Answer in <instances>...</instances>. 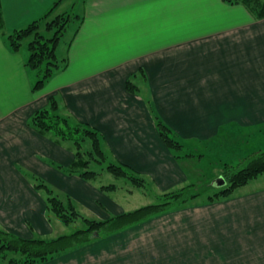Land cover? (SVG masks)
Segmentation results:
<instances>
[{
	"label": "crops",
	"instance_id": "0c3cea01",
	"mask_svg": "<svg viewBox=\"0 0 264 264\" xmlns=\"http://www.w3.org/2000/svg\"><path fill=\"white\" fill-rule=\"evenodd\" d=\"M56 1L1 0L0 227L24 238L53 237L46 194L33 176L91 217L130 211L113 195L118 187L103 190L101 183L66 173L75 158L70 145L30 125L51 97L62 113L98 128L118 161L165 191L186 183L192 164L177 159L160 135L150 96L159 115L191 145L212 141L222 130L264 125V18H254L244 5L79 1L81 26L68 64L34 91L28 53L12 51L5 33L38 19ZM76 1L62 0L54 14L71 10ZM104 48L127 52L92 69ZM140 72L146 73L145 87L130 92L127 80ZM39 264H264V184L243 196L182 206Z\"/></svg>",
	"mask_w": 264,
	"mask_h": 264
},
{
	"label": "trees",
	"instance_id": "16d2710c",
	"mask_svg": "<svg viewBox=\"0 0 264 264\" xmlns=\"http://www.w3.org/2000/svg\"><path fill=\"white\" fill-rule=\"evenodd\" d=\"M61 1L57 0L44 15L28 25L5 33L8 47L15 52L21 51L24 42L28 40L29 54L25 65L30 71H36L34 91L43 88L59 69L67 66V58L63 59V62L59 58L58 46L70 24L76 18L80 20L82 18L79 13H75V7L82 0H77L71 10L54 14L55 8ZM225 1L244 5L256 19L264 18V0ZM0 26L4 29L1 0ZM127 89L135 93L139 87L132 79H129ZM148 105L156 119L160 135L175 157L180 160L183 157L195 156L193 152L184 153V150L188 148L186 143L159 115L152 100L148 99ZM30 125L57 143L70 145L75 158L69 167L63 168L66 173L96 182L98 176L105 171L116 177L127 178L135 186L145 185L146 177L112 156L105 137L98 128L88 122L78 120L73 115L62 113L60 102L56 97L50 98L48 107L39 109L32 115ZM240 160L237 164L228 163L224 166L219 176L224 177L226 183L208 194L206 201L213 202L231 197L237 188L246 186L251 180L264 174V149L253 151ZM94 162L102 165L101 171L91 167ZM33 179L36 188L43 190L46 194L47 212L50 219L56 216L65 224H71L82 218L85 226L71 234L49 238L37 236L24 238L0 227V264H39L53 259L94 240L120 232L182 206L193 204L196 199L204 196L210 187L217 186L214 179L201 185L187 184L176 190L159 194L155 203L112 215L108 219H98L85 216L73 198L61 193L43 179L36 176H33ZM100 188L112 190L117 186L114 183H103Z\"/></svg>",
	"mask_w": 264,
	"mask_h": 264
},
{
	"label": "rangeland",
	"instance_id": "374dc122",
	"mask_svg": "<svg viewBox=\"0 0 264 264\" xmlns=\"http://www.w3.org/2000/svg\"><path fill=\"white\" fill-rule=\"evenodd\" d=\"M82 8H83V4H80L77 7V9H75V13L81 14ZM80 26H81V20L79 18H76L70 24V27L63 36L58 51L59 58L62 62L63 59L67 58L68 51L70 49V44L73 38L75 37L77 30L79 29ZM27 44H28V40L24 42L21 51H26V53L29 54ZM111 49L112 50L110 49L106 50V48H104L98 50V52L102 54V59L99 60V58L97 57V60L99 61L94 65H92L91 68L94 69L105 66V63H109V62L111 63L113 60L117 58L122 59L126 55L125 52H127L121 50L119 51L118 49H115L114 51L113 50L114 48ZM112 55H113V59H112ZM33 73H36V71H34ZM74 73L78 75L77 71H75ZM80 74L81 73L79 72V75ZM129 79H132L140 89L141 85H143L142 83H144L147 80V76L145 72H140L137 73L136 77ZM143 87H145V85H143ZM150 98L151 99L154 98V95L150 96ZM148 108L150 109V107ZM66 114L74 116L73 113H66ZM77 119L79 120V118ZM262 126L264 127V125L257 127L255 126L245 127L244 130L241 131L222 130L221 133L218 136H216L212 141H209L207 143L199 142L196 145H191L181 139L184 143H186L188 147L186 151L184 150V153L193 152L195 156L192 157L195 158L198 157V159H195L192 162L191 156L181 158V161L184 160V162L189 158V161L192 164L191 165L192 175L189 177L188 181L183 185L173 189H169L167 191L170 190L173 191L191 183L201 185L207 183L208 181L211 182V180L213 179L215 180L216 178L219 177L226 164L228 163L237 164L239 161H241L240 160L241 158L248 156L251 152L259 149H264V129L261 128ZM113 157L115 158V156ZM101 166H102L101 164H97L96 162L92 163L91 165L93 169L95 168L98 171H101L102 169ZM141 175L145 177L143 174ZM96 182L99 184L114 183L118 187V189L115 190L116 192H114L113 195L119 200L120 204H124L126 206V210H131V211L140 208L144 205L157 202V196L161 193L167 192L165 190H162L161 187L156 182V180L150 177H146L144 186L138 187L137 185L135 186V184H133V182L127 178L116 177L115 175L109 172L103 171L101 176H98ZM263 184H264V174L260 175L259 178L250 181L246 186L237 188L231 197L234 196L239 197L247 193H252L255 191L256 188L262 186ZM217 188H220V185L219 186L217 185L215 187H210L206 191V194L204 196H201L200 198L195 200V203L206 202L207 195L213 193ZM83 214L87 217H91L84 212ZM51 221H53V226L55 227V233L53 234V237L62 234H71L75 232L77 229L83 228L85 226L82 218L78 219L76 222H73L71 224H65L56 216H52Z\"/></svg>",
	"mask_w": 264,
	"mask_h": 264
},
{
	"label": "water",
	"instance_id": "95a60500",
	"mask_svg": "<svg viewBox=\"0 0 264 264\" xmlns=\"http://www.w3.org/2000/svg\"><path fill=\"white\" fill-rule=\"evenodd\" d=\"M215 183L219 186H222L226 183L224 177L219 176L218 178L215 179Z\"/></svg>",
	"mask_w": 264,
	"mask_h": 264
}]
</instances>
